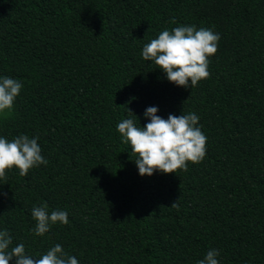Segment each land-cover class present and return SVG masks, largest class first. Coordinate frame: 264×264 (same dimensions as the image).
<instances>
[{"label":"trees","instance_id":"trees-1","mask_svg":"<svg viewBox=\"0 0 264 264\" xmlns=\"http://www.w3.org/2000/svg\"><path fill=\"white\" fill-rule=\"evenodd\" d=\"M180 25L221 37L194 88L142 57ZM0 77L23 84L0 136L39 137L48 160L0 179L13 246L60 244L79 264H197L209 249L220 264H264V0H0ZM150 106L199 116L202 162L140 176L117 125L147 124ZM43 203L69 223L39 237L31 209Z\"/></svg>","mask_w":264,"mask_h":264},{"label":"clouds","instance_id":"clouds-1","mask_svg":"<svg viewBox=\"0 0 264 264\" xmlns=\"http://www.w3.org/2000/svg\"><path fill=\"white\" fill-rule=\"evenodd\" d=\"M172 23H176L175 20ZM220 38L219 33L210 28L180 25L171 31L163 30L157 38L145 44L142 57L165 73L170 83L185 89L194 88L202 80L210 78V57L217 53ZM22 88L19 80L0 77V116L12 115ZM158 111V107H147L144 116L149 122L143 126L140 123L138 126L131 118L123 119L117 125L122 142L130 144L131 153L136 156L134 161L140 176H151L157 171L162 174L187 171L189 162L198 164L206 156L207 137L198 126L199 116L195 113L170 114L164 119L157 114ZM38 139L25 134L12 140L0 136V179L6 180L7 172L13 168L19 170L20 176H27L31 169L48 164ZM171 207L179 210L177 201ZM31 215L36 222L32 231L39 237H43L57 223H69L66 211L52 210L49 213L47 203L34 205ZM219 255V250L209 249L197 264H220ZM13 261L14 264H79L78 259L65 252L60 244L44 254L31 255L23 243L13 246L9 231L0 230V264Z\"/></svg>","mask_w":264,"mask_h":264}]
</instances>
